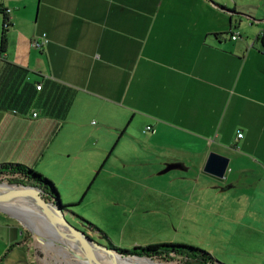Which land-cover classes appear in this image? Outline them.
<instances>
[{"label": "crops", "instance_id": "obj_1", "mask_svg": "<svg viewBox=\"0 0 264 264\" xmlns=\"http://www.w3.org/2000/svg\"><path fill=\"white\" fill-rule=\"evenodd\" d=\"M243 1L0 0V165L37 171L71 207L135 176L153 193L127 199L181 217L229 190L227 207L264 208V5ZM210 153L228 159L223 179L204 172ZM5 220L0 254L20 229Z\"/></svg>", "mask_w": 264, "mask_h": 264}, {"label": "rangeland", "instance_id": "obj_2", "mask_svg": "<svg viewBox=\"0 0 264 264\" xmlns=\"http://www.w3.org/2000/svg\"><path fill=\"white\" fill-rule=\"evenodd\" d=\"M237 1L238 3L244 2L243 0ZM253 1L257 8L264 5V0ZM227 175H230V172ZM134 177L113 176L111 184H95L96 189L90 190L89 196H84L86 198L83 197L79 201L80 198L72 204L75 205L74 207L68 208L74 216L66 214L65 220L71 226L88 234L93 241L109 247L110 243L108 244L102 235L89 228L80 219L85 220L104 232L111 239L113 247L125 251L150 244H183L206 251L223 264H264V208L262 204H257L255 208H243V203H240L238 208L227 207L226 204L233 199V193L229 190L227 192L230 197L228 203L223 201L220 206H215L212 202L196 208L197 212L189 217H181L175 214L177 212L171 204L144 206L143 203L137 205L127 199L129 197L126 196L132 192L139 195L153 193L139 186V182L134 180ZM131 186L135 188L134 191L130 189ZM3 194L2 192L1 195ZM237 197H241L238 192L234 199ZM59 199L61 206L69 205L65 197ZM222 199L225 200L224 197ZM16 200L12 197L10 202ZM23 205L25 206L21 205L14 211L30 218L29 224L27 223L29 227L23 225L19 218L8 210H0L6 219L4 221L6 225L16 224L20 227L17 230L18 235L11 242L17 245L13 250L0 254L3 256L6 253L0 264H25L23 260L29 257L33 264H109L100 254L93 253L94 256H92L87 252V254L83 253L80 250L81 242L64 234L63 230L55 228L46 221H39L36 217L38 215L34 213L38 212L36 211L38 208H31L24 203ZM183 209V207L177 208V210ZM239 209L244 217L235 216V212ZM247 210H255L257 214L248 216L245 214ZM8 216L10 218L7 220ZM22 242V245H18ZM4 245V250L8 249V244H3L1 237L0 251ZM80 256L83 260L85 259V263ZM132 259H145L155 264H183L181 259L169 262L146 257Z\"/></svg>", "mask_w": 264, "mask_h": 264}, {"label": "trees", "instance_id": "obj_3", "mask_svg": "<svg viewBox=\"0 0 264 264\" xmlns=\"http://www.w3.org/2000/svg\"><path fill=\"white\" fill-rule=\"evenodd\" d=\"M222 9L225 7L219 6ZM0 13L3 14L5 20V9L0 4ZM3 20V22H4ZM7 29L4 28L0 38V52L4 53L7 46ZM0 178L6 180L8 183L16 184L20 186H34L39 187L46 194L57 195V192L53 184L44 178L42 175L35 173L32 169L22 164H2L0 165ZM46 201H50L49 197H43ZM71 206H62V210L65 212L67 208ZM92 230L98 232L105 239L104 232L100 231L90 223L83 219H80ZM110 249H114L117 252L125 256L146 257L151 259H157L161 261H173L175 259L182 260L183 264H223L217 261L211 254L206 251L200 250L193 246H187L183 244H154L143 247H135L130 251L114 248L109 244Z\"/></svg>", "mask_w": 264, "mask_h": 264}, {"label": "water", "instance_id": "obj_4", "mask_svg": "<svg viewBox=\"0 0 264 264\" xmlns=\"http://www.w3.org/2000/svg\"><path fill=\"white\" fill-rule=\"evenodd\" d=\"M228 167V159L216 153L208 155L204 172H207L218 179H223ZM0 190H6V194L0 195V210L18 209L24 202L31 197L40 199L41 208L47 209L49 218L52 224L60 230H63L67 235L81 242L83 253L93 255L94 252L103 256L111 264H121L120 259L137 258L135 256H125L108 246H103L91 239L85 232L71 226L65 220V212L62 210L61 201L58 195L46 194L39 187L20 186L11 183H0ZM16 198L15 202H10L11 198ZM43 197H49L50 201H46ZM86 253V254H87ZM119 257L120 259H118Z\"/></svg>", "mask_w": 264, "mask_h": 264}, {"label": "bare ground", "instance_id": "obj_5", "mask_svg": "<svg viewBox=\"0 0 264 264\" xmlns=\"http://www.w3.org/2000/svg\"><path fill=\"white\" fill-rule=\"evenodd\" d=\"M4 193V194H6L7 192H6V190H0V195H1V193ZM13 199H15V198H13ZM24 204H27L29 207H31V208H38V209H36V211H38V212H34V213H36L38 216H36L37 218H39L38 220L39 221H46L48 224H52V221H51V219L49 218V215H48V210L47 209H43V208H41V204H40V199H38V197H31L29 200H27L26 202H24ZM22 206H25V205H22ZM27 207V206H26ZM35 210V209H34ZM11 214H13V215H15L17 218H19V220H20V222L23 224V225H25V226H27V227H29L28 225H27V223L29 224V222H30V218H27L26 216H23V215H21V214H19V213H17V212H15L14 210H8ZM25 214H27V213H25ZM49 221V222H48ZM37 223V222H36ZM53 225V224H52ZM55 227V226H54ZM55 228H57V227H55ZM58 229V228H57ZM60 230V229H59ZM62 231V230H61ZM64 234H66L65 232H63ZM67 235V234H66ZM48 236V235H47ZM57 236V235H56ZM51 237H53V236H51ZM64 237V236H63ZM67 238V237H66ZM63 239V238H62ZM69 241V240H68ZM69 243V242H68ZM67 245V244H66ZM94 254L95 255H98V253H96V252H94ZM77 256H79V255H77ZM80 258L82 259V256H80ZM118 259H120L119 257H117ZM83 260V259H82ZM108 261V260H107ZM82 262V261H81ZM83 262L85 263V259L83 260ZM109 262V261H108ZM119 262L121 263V264H141L140 262H142V263H145V264H155V263H153V262H148L147 260H145V259H132V258H127V259H120L119 260ZM87 263V262H86ZM109 264H111L110 262H109Z\"/></svg>", "mask_w": 264, "mask_h": 264}, {"label": "built area", "instance_id": "obj_6", "mask_svg": "<svg viewBox=\"0 0 264 264\" xmlns=\"http://www.w3.org/2000/svg\"><path fill=\"white\" fill-rule=\"evenodd\" d=\"M10 10H5V20L3 22V27L4 28H9L10 26ZM264 35L263 31H260L257 35V38H262ZM238 33H232L230 38L231 40H236L238 38ZM48 40L46 38L45 34H42L39 39H32L30 45L33 49L41 51L43 49V47L47 44ZM252 45V44H251ZM41 86H37V89L40 90ZM37 114H33V117H36ZM151 128L150 127H146L145 131H149ZM242 135L238 134L237 137L240 138ZM0 183H8L6 180L2 179L0 180Z\"/></svg>", "mask_w": 264, "mask_h": 264}]
</instances>
